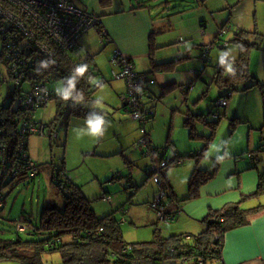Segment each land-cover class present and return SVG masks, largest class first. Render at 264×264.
I'll return each instance as SVG.
<instances>
[{"label":"rangeland","instance_id":"374dc122","mask_svg":"<svg viewBox=\"0 0 264 264\" xmlns=\"http://www.w3.org/2000/svg\"><path fill=\"white\" fill-rule=\"evenodd\" d=\"M97 1L94 0L95 6ZM140 1L148 7L152 28L143 29V25H140L141 22L138 20L136 24L121 20V26H116L122 29L130 26L129 33L125 35L130 34L131 40L127 41L123 38V33L117 34L113 28L117 41L122 46L135 43L136 46L129 50L141 55L146 53L150 59H154V62H151L152 65L172 61V70L176 68V71H195L197 76L190 84L192 91L189 94L185 90L186 87L170 85L162 98L157 101L153 109L154 119L146 124V132H149L156 140L153 142L161 145V148L166 147L168 145L165 144L166 133L172 123L175 128L180 126L188 137V130L182 127L184 117L179 113H186L187 107L189 110L204 111L203 114L206 115L207 120L213 118L212 114H223L219 108L215 107L216 102L221 98V90L211 82L214 70L222 59L231 61L238 57L239 47L234 39L237 32L244 30L242 35L244 41L256 44L248 48L250 79L237 91L227 93L230 97L227 98L226 116L220 118V123L213 131L215 142L213 144V141L208 142L207 149L208 152L218 150L216 154L219 152L223 154L226 147L233 151L249 149L248 153L264 155V144L259 149L256 147L261 134L264 140L263 95L258 86L243 91V88L249 86L251 81L264 82V0ZM152 32L154 33L150 36L151 42H149L152 48L150 46L148 48V36ZM209 38L210 41H208ZM195 42L198 44L203 42L205 45L202 46V51H208L206 62L200 56V50L197 51L192 47ZM79 43L83 48L79 51V55L82 57L90 55L93 58L90 64L97 73L95 83L103 82V79L106 81L98 87L94 95L99 101L97 107L107 113L102 119L104 121L102 127L105 131L100 136L89 135L87 123L89 120L74 116L61 118L50 126L56 113L57 100L54 98L60 97L63 89L59 82L50 81L46 84L52 93V99L46 101V104L35 110L32 115L36 122L43 125L49 124L50 128L47 131L51 130L52 134L51 137L31 135L27 139V152L40 169L35 179L14 182L1 189L4 201L0 211V238L37 239L28 236L26 232L17 234L15 225L20 221L23 223L22 218L31 222L32 225L37 224L42 210L47 206L60 209L64 207V196L52 181L56 174L66 175L76 187H80L98 217L114 214V217L121 222L123 240L130 245L152 241L155 233L164 238L170 236V232L182 233L177 220L172 223H160L155 220L157 213L147 204L149 201L146 196L147 191L139 194V190L145 188L153 194L157 192L158 186L153 183L151 176L145 180V174L139 172L138 166L129 167L125 163L124 159H129L128 156L136 159V154L139 155L130 147L142 137L140 124L124 111L123 103L116 109H106L110 106L100 100L101 95L117 82L112 79L111 70L118 72L119 67L110 63L116 48L111 49L112 44L101 41L96 29L90 30ZM138 43L142 45L139 47ZM1 47L0 43V55ZM110 49L112 51H109ZM171 69L161 73H167ZM3 72H5L4 68ZM154 73V76L161 75L159 71ZM159 85L156 82V88H159ZM27 89L28 84H23L21 91L25 92ZM17 102L18 100H15V103H12L13 108L16 107ZM122 113L132 120L128 118L126 122L122 121V118L118 116ZM209 113H212L211 116ZM115 114L117 116H113ZM127 121H131L132 124L129 125ZM255 125L257 128L254 133L258 136L253 141L251 138L248 139V134L251 132V127ZM181 129H176L173 137L177 138L176 132ZM197 131L204 136L211 133V130L202 124L197 125ZM116 145H122L123 154L120 152L114 156ZM255 148L257 150L252 151ZM101 153H108L105 155L110 156L102 158ZM165 155L167 159L172 157L170 151ZM140 157L142 158L141 155ZM184 160L190 162L191 159ZM177 168L180 167L177 166ZM177 168L171 167L169 170H177ZM116 174L119 176H114L112 179V175ZM128 175H131L130 180ZM135 181L138 182L137 186L140 185L138 192L133 186ZM104 192L109 193V196L105 197L108 201L102 199ZM149 212L152 213L151 216ZM191 234L196 235L193 232ZM43 259L45 264H62L57 252L46 253Z\"/></svg>","mask_w":264,"mask_h":264},{"label":"trees","instance_id":"16d2710c","mask_svg":"<svg viewBox=\"0 0 264 264\" xmlns=\"http://www.w3.org/2000/svg\"><path fill=\"white\" fill-rule=\"evenodd\" d=\"M98 2L101 7H109L111 5L110 0H99ZM96 27L100 39L108 43L109 37L103 31V27L99 24ZM243 34L244 30L237 32L234 39L239 47L238 58L234 61L223 59L217 69L214 70L211 83L221 90V98L227 99L230 97L227 93L237 91L241 85L250 79L248 69L249 58L247 57L248 48L256 44L244 41ZM38 38L40 39L41 36ZM42 41L48 43L53 51V56L50 59L45 58L34 44L25 43L24 45H17L18 47L20 46L23 52L22 56H25L23 57L27 61H25L27 70H30L29 75L24 76L19 85H15L9 81V79H14L16 76L10 73L11 70H7L5 60L0 61V150H3L7 154L9 162L5 164L8 174L2 183V189L8 185H12L14 182L35 179L36 175L34 178H28L26 170H24L27 162L31 161L35 164L38 174L40 171L39 165L31 160L27 152V139H29L27 133L24 136V141H22L21 151L26 154L27 158L20 160L18 154L21 138L18 134L17 123L21 118L27 119L29 114V107L24 102L28 98L32 82L45 81L43 84L44 90L48 93L47 101L52 99V93L48 90L46 84L50 81H55L59 82L62 86L61 96L54 98L57 100L56 113H54L55 119L51 122L50 126L55 121L70 116L93 121L103 118V112L97 107L99 101L96 100L94 95L98 87L106 81L103 79V82L95 83L97 73L90 64L93 58L90 55L82 57L78 51L72 53L61 50L58 46L47 41V39H43ZM0 42L5 41H2L0 38ZM149 42H151V37ZM149 46L152 48L151 43ZM2 49L1 47V57L4 53ZM201 56H206L205 59H207L208 52L205 53L204 51ZM42 63H46L47 67H44ZM3 68L5 72H3ZM80 68L84 69L82 73L78 71ZM169 69H171V62L152 65V70L159 71L160 73ZM7 78L9 79L7 80ZM112 79L114 78L112 77ZM23 84H28V89L25 92L21 91ZM96 84L97 86H95ZM253 86H258L261 90L264 105V82L251 81V84L245 86L243 91ZM15 100H18V102L16 107L13 108L12 103H15ZM45 104L46 101L39 102L35 110L40 109ZM149 110H152V108L150 107ZM153 115L154 111L152 110L149 119ZM221 117L222 115L218 114L216 119L207 120L204 115L197 116L200 123L211 130V134L204 138L205 144H203L202 151L197 155L195 153L190 154L187 158L198 160V158L204 156V152L209 145L208 142H210L214 134L213 131L218 126ZM184 121L185 125L190 129V137L194 139L197 134L194 133V127H191L192 117ZM31 122L33 124H41L36 122L34 117L31 119ZM50 126L49 124L44 125L46 129H49ZM49 133V137H51V130ZM167 147L166 145L160 151L158 150V156ZM152 149V154L157 151L154 147ZM178 157L176 154L172 161L166 158L168 162L162 170L172 166L179 159ZM164 159L162 158V160ZM18 168L21 170L16 176H13L14 170ZM152 173L153 171L150 170L149 176H152ZM212 176L213 173L202 171V169H195L188 180L187 196L181 201L184 202L194 198L200 185ZM52 179L55 187L64 196V207L60 209L54 206H47L42 210L38 223L34 224L35 226L29 222V229L26 233L28 236H32V238L36 237L37 239L23 240L18 237L16 239L0 238V262L10 260L22 264H45V262H42L43 255L52 252L59 253L62 264H194L197 260H201L203 264L221 262L222 241L225 233L228 230L246 225L249 222V218L261 209V206L243 208L242 203L247 200H256L264 191V174H261L255 194L244 197L239 203L227 205V207L220 211L209 213L203 220L205 229L200 234L192 236L179 234L164 238L155 233L156 235L152 241L130 245L123 240L121 222L114 217V214L111 213L98 217L92 210L90 201L84 198L80 188L76 187L66 175L56 174ZM168 187L166 183H161L160 188L165 193ZM166 195L172 198L170 193ZM3 201L4 197L1 202ZM17 234L19 233L17 232ZM191 260L194 261L189 263Z\"/></svg>","mask_w":264,"mask_h":264},{"label":"crops","instance_id":"0c3cea01","mask_svg":"<svg viewBox=\"0 0 264 264\" xmlns=\"http://www.w3.org/2000/svg\"><path fill=\"white\" fill-rule=\"evenodd\" d=\"M72 1H73L72 3H74L78 8L83 9L84 11H89L98 17L99 25L103 27V31L106 32L109 37L108 43L112 44L111 49L116 48L115 50L120 51L124 56H126L129 60H131L130 62H132L136 71H138L140 74H144L147 76L148 81H150V83L149 85H147L148 87H147V91L145 92L144 101L149 108L151 107L152 110L155 109L156 107L155 105L157 101L162 98V95L166 93V90L167 88L170 87V85H180L186 87L185 90L188 94L192 91L190 84L194 79L197 78L195 71H186V70L185 72L179 70L176 71L175 68L173 70L171 69V71L167 73H161V75L159 76H154L155 74L154 72L156 71H153L151 69L152 68L151 62H154L153 58L150 59L149 56L146 55V53L145 55H141V53H135L134 51L129 50L130 48L136 46L135 43H130L128 45L122 46V44H120L115 38V34L112 31L113 28L115 29V32H117V34L123 33L124 34L123 38H125L127 41L131 40L130 34L125 35V33H129L130 26L124 29L120 28L119 26H116V25L121 26L120 23L121 20L130 21L133 22L134 24H136V21L138 20L139 22H141L140 25H143V29L145 28L147 30L149 27L152 28V25L150 24L151 18L148 12L149 10L144 3H142L140 0H133V1L110 0L111 5L109 7H101L98 2L99 0L97 1L98 2L97 6L94 5V0H72ZM113 16H115V18ZM153 33L154 32H152L148 36V48H149V39ZM208 41H210V38L208 39ZM113 43H115L114 46ZM138 44L139 47L140 45H142V43H138ZM81 46L82 45L80 44L79 51H81V49L83 50ZM202 46H205L203 45V42L201 44L195 42L194 45L192 46L195 50L197 51L200 50L201 52L200 56L204 53V51H202ZM111 49L109 51H112ZM237 58L238 57H236V59ZM236 59L233 58V60L231 61H234ZM114 65L119 67L118 64H114ZM112 71L115 70H111V73ZM115 80L117 82H115L114 85L110 86L106 93H103L101 95L100 100H103L105 104H108V106L111 107L106 109H112V108L116 109V107H118L120 104L123 103L122 108L124 109V111H126L127 110L126 104L121 99L126 94V88L124 87L125 82L124 80H119V79H115ZM156 82L158 85L160 84L159 88H156ZM227 108L228 107L226 105L225 108L222 110L223 118L224 116H226ZM100 111L103 112V118H104V114L107 113L104 110H100ZM203 112L204 111L202 110L198 111L197 109L189 110L188 107L186 109V113L179 112L180 115L184 117V120L186 121L187 119H189V117H192L191 127H194L195 129L194 133H196L197 135L194 139L190 137V133H189L190 129L188 128L187 125H185L184 120H182L183 121L182 127L185 130L186 129L188 130V137L184 133V130L180 128V126L175 128V125L172 123L168 133H166L167 137L165 144H168L167 146L171 149V151L174 150L176 152L177 156H179L178 160L180 162L177 165L174 163L172 166L165 168V170L163 169L159 172L161 176L160 179L161 183L162 184L166 183V185L169 186L166 189V194L170 193V195H172V198L166 197L165 202L167 204L166 210L168 211V213H170L171 217H173L172 218L173 220L170 219L169 221H165V222L172 223L174 220H177L179 222L178 227L181 229L180 231L182 232V233L179 232V234L185 236H192L193 234H191V232H193L196 235L203 232L205 229V223L203 220L205 219V217L209 215V213L220 211L223 208L227 207V205L229 206L231 204L239 203L241 202V200H243L244 197L255 194L258 189L260 175L264 174V161H263L264 155L262 156L256 155L258 156V161L256 163L251 162L249 159H247L245 155V153L249 149L233 151L227 149L226 147L223 150V154H221V152L216 154L218 150L214 149L213 152H208V149L206 148L204 152V156H201L200 158H198V160H196L195 158H187V156L189 157V154H193V153H195V155L199 154L202 151L203 144H205L204 138L210 136L211 134L210 133L209 135L204 136L197 133L198 132L197 125L201 124L200 120L197 119V116L204 115ZM126 113L128 114V111H126ZM211 114L212 113H209V116H211ZM113 116H117V114ZM118 116L121 117L122 121L125 122L128 118L131 119L128 115L123 113L119 114ZM204 116L206 117V115ZM212 116L213 118H210L209 120H214L217 118L216 116L214 117V114H212ZM153 119H154V115L152 118L148 120L149 121L148 123L153 121ZM128 123L129 125L132 124L131 121ZM256 128H257L256 125L254 127H251L250 129L251 132L248 134V139L251 138L254 141L257 138L258 135L255 136L256 134L254 133ZM145 129H146V125H145ZM176 129H181V131L179 130L178 132H176L178 135L177 138L176 136L173 137V133H175ZM144 135L146 139L145 144H138L137 141L134 145L130 147L134 153H139V155L136 154L137 158L133 159L132 157L128 156L129 159L126 158L124 160H126L125 163L128 164L129 167L138 166L140 168L139 172H141V174H145L144 179L148 180L150 178L149 173L150 170H152V167L160 163L158 150L160 151L163 147L161 148V145L153 142L156 140L154 136L150 135L149 132H146V134ZM262 136L263 134H261V136L258 137V143L256 146L257 148H260L261 146H263L262 144H264V140L262 139ZM210 142H212V144L215 142V133L213 134ZM121 147L122 145L115 146L113 153L114 156H117L120 152H121L120 154H123L122 152H124V150ZM153 147L156 148L157 151L152 154ZM251 147H253V145H251ZM255 150L257 149L255 148L252 151ZM167 152L168 151H166V153ZM101 154H102V158L110 156V155H105L108 153H101ZM140 155L142 156V158L140 157ZM184 159H191V160L189 162ZM110 166L112 167L113 165ZM177 166H179L180 168H177ZM171 167H176L177 170L174 169L169 170ZM195 169H199V170L202 169V171L213 173V176L209 180L204 182L202 185H200L198 192L196 193L197 195L194 198L182 202L181 200L184 199L188 193L189 177L191 176L192 172ZM114 176L116 177L119 175L118 174L112 175V179ZM128 179L129 180L131 179V175H128ZM137 183L138 182L135 181L133 183V186L137 188L136 190L138 192L140 185L137 186L138 185ZM161 183L160 185L155 183L158 186V189L157 192H154L153 194L151 193V191H148V189L145 188L139 190V194H142L144 191H147L146 196L147 199H149V201L147 202L149 208H150V204L155 198V195L159 193ZM149 195H151V197ZM108 196L109 193L104 192V197H102V199L104 201H108V199L105 198ZM84 198L86 197L84 196ZM257 206H261V209L259 210L258 213L252 215L249 218V222L246 225L240 226L238 228H234L232 230H228L225 233L223 237V241H222L223 244L221 249L222 261L217 263L214 262L213 264H264V191L260 196L256 198V200L255 199H253L252 201L247 200L244 203H242L243 208H253ZM151 215L152 213L149 212V216ZM22 220L23 223L20 221L15 225L16 231L18 233L26 232L29 229V221L25 220L24 218H22ZM155 220L159 221L158 216H156ZM18 224L21 227L20 230H19L20 227L18 228L17 226ZM159 231L157 230V232ZM197 232L200 233L197 234ZM159 233H161V231ZM170 234H171L170 236L179 235L176 232H170ZM0 264H22V263H19L17 261L5 260V261H1Z\"/></svg>","mask_w":264,"mask_h":264},{"label":"built area","instance_id":"2783aa9c","mask_svg":"<svg viewBox=\"0 0 264 264\" xmlns=\"http://www.w3.org/2000/svg\"><path fill=\"white\" fill-rule=\"evenodd\" d=\"M72 2V0H0V38L2 41H5L0 42L3 48L2 51H4L2 57L0 56V61L5 60L7 70H11L10 73L16 76L14 79L7 78V80L9 79L13 84L19 85L24 76L29 75L30 70H27V61L24 58L25 56H22L23 52L20 46H17L18 44H34L47 59L53 56V51L48 43L42 41L43 39H47V41H50L66 52L76 53V51L80 50L79 42L81 38L84 35L86 36L90 30L97 28L99 18L89 11L78 8ZM39 36H41L40 39L38 38ZM18 38L20 39L15 40ZM208 49L210 48L208 47ZM207 52L205 51V53ZM205 58L206 56H203L202 59L206 61L207 59ZM110 63L119 65L118 72L112 71L111 75L114 79H122L125 82L126 94L121 99L125 102L126 111H128L130 117L140 124V135H142V138L138 141V144H145V125L149 120L152 110H149L150 108L146 105L144 97L150 81H148L146 75L136 71L132 62L118 50L114 52V57ZM44 82L43 80V82L31 83L30 93L24 102L29 107V114L27 119L21 118L17 123L18 134L21 138L18 151L20 160L27 158L26 154L21 152L22 141H24L26 133L28 138L30 135H40L41 137L49 136L50 134L43 124H33L31 122L33 118L32 114L39 102L47 101L48 93L44 90ZM215 105V107L222 111L227 105V99L220 98ZM215 116L218 117V115ZM166 151H170L172 156L170 158L173 160L176 156L175 151H171L167 147L161 153L166 154ZM245 155L251 162L256 163L258 161V156L254 152ZM167 162L168 160L164 159L160 161V164L152 167L153 173L151 177L154 183L160 185L159 172ZM179 162V160H176L175 164L177 165ZM7 163H9L7 154L3 150H0V209L3 207V202H1L3 198L1 187L8 174L5 165ZM26 164L24 170H26L28 178H34L38 174L35 164L31 161ZM20 170L19 168L15 169L13 176H16ZM166 197L165 191L160 188L159 193L155 195L154 200L150 204V208L157 213L160 223L173 218L166 210ZM17 226L18 228L20 227L19 224ZM193 261L191 260L189 263ZM194 264H203V262L197 260Z\"/></svg>","mask_w":264,"mask_h":264},{"label":"clouds","instance_id":"9594fccd","mask_svg":"<svg viewBox=\"0 0 264 264\" xmlns=\"http://www.w3.org/2000/svg\"><path fill=\"white\" fill-rule=\"evenodd\" d=\"M42 65L44 67H47L46 63H42ZM78 71L82 73L84 71V69L80 68V69H78ZM65 99H66V97H65ZM87 123L89 124V135H92V136L103 135V132L105 131V129L102 127L103 123H104L103 120H97L95 122L89 120V121H87Z\"/></svg>","mask_w":264,"mask_h":264},{"label":"water","instance_id":"95a60500","mask_svg":"<svg viewBox=\"0 0 264 264\" xmlns=\"http://www.w3.org/2000/svg\"><path fill=\"white\" fill-rule=\"evenodd\" d=\"M164 157H165V153H161V154L159 155V161H161L162 158H164ZM165 159H166V158H165ZM169 161H172V158H170Z\"/></svg>","mask_w":264,"mask_h":264}]
</instances>
